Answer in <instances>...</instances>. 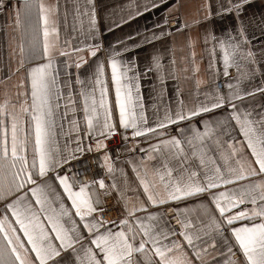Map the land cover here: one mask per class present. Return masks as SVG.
<instances>
[{"label":"snow or ice","instance_id":"snow-or-ice-1","mask_svg":"<svg viewBox=\"0 0 264 264\" xmlns=\"http://www.w3.org/2000/svg\"><path fill=\"white\" fill-rule=\"evenodd\" d=\"M72 2L62 37L59 4L0 0L27 36L0 59V264H264V0H150L112 39L132 12ZM145 80L176 107L150 120Z\"/></svg>","mask_w":264,"mask_h":264},{"label":"crops","instance_id":"crops-1","mask_svg":"<svg viewBox=\"0 0 264 264\" xmlns=\"http://www.w3.org/2000/svg\"><path fill=\"white\" fill-rule=\"evenodd\" d=\"M13 4L16 3V0H11ZM47 4H59V12H60V28H61V36L63 37L64 34V12L65 10L69 13V25H71V13L73 10V2L72 0H44ZM187 7H190L192 9L195 8V6L200 2V0H184ZM81 5L83 6L84 0H80ZM96 3V11L98 18L99 17H105L110 19H116L117 21L121 16H123L125 19H127V14L129 12L134 13V6L135 5H142V4H148L150 3V0H95ZM169 3H171V0H169ZM259 4L260 0H255L253 8L249 10V12H258L259 11ZM165 6L163 4L160 5L158 9H151L150 11L143 12L140 16H135V18L131 21H129L127 24L122 25L121 28L115 30L114 33L107 34L108 39H112L113 35L115 36H121L124 33H130L134 30H140L143 31L144 28H152L155 21H157L160 17H163L165 15ZM27 36L25 34L24 28L16 29L15 26L11 23L9 19V14L7 11L0 12V59L7 60L8 54L11 51L12 48H16L18 50L19 45L22 41H26ZM175 40L177 42V47L174 52V55L178 61L177 68L179 69L182 67L179 63V59L181 56L187 57L188 50L183 46V36L182 35H176ZM197 53V62L200 65V72L198 73L200 78L205 77V69H206V56L204 60H201L200 57L203 55L202 48L200 46H197L196 48ZM145 55V52H141L140 56L143 57ZM181 76L183 75H189L191 77V67H189V72L187 74L185 73H179ZM16 77H13L14 82ZM195 78H189L187 80L183 81V88H182V96L181 99L184 100L185 104L191 106L195 100L196 97L194 95L195 90V84H194ZM255 83H259V80L255 81ZM142 93L144 95V102L146 106L148 107V115L150 120L155 119V109L151 108L150 105L155 103L158 108L160 109V114H163V109L165 106H171L172 108L176 107V99L174 98L173 94V82L171 80L167 81V91L163 93V95H156L155 93L152 94V96L149 95L150 93V87H151V81L145 80L142 82ZM4 83L0 82V91L4 90ZM257 100H264V97L259 96L257 94ZM183 127V125H180ZM170 131L175 133L176 129L170 128ZM119 166V165H118ZM127 167V166H125ZM130 178H131V171L128 169ZM112 215H115V213H112Z\"/></svg>","mask_w":264,"mask_h":264},{"label":"built area","instance_id":"built-area-1","mask_svg":"<svg viewBox=\"0 0 264 264\" xmlns=\"http://www.w3.org/2000/svg\"><path fill=\"white\" fill-rule=\"evenodd\" d=\"M119 138H117V140H118ZM115 143V142H114ZM123 155H127V154H123ZM123 158V157H122Z\"/></svg>","mask_w":264,"mask_h":264}]
</instances>
